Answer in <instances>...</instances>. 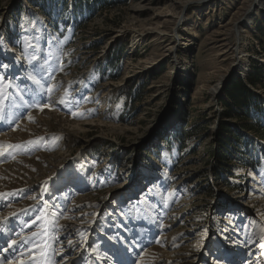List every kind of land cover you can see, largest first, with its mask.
<instances>
[{"label": "rangeland", "instance_id": "obj_1", "mask_svg": "<svg viewBox=\"0 0 264 264\" xmlns=\"http://www.w3.org/2000/svg\"><path fill=\"white\" fill-rule=\"evenodd\" d=\"M174 1L177 7L171 0H129L92 14L82 5L76 10L73 0H0V91L7 96L0 121L9 109L14 114L1 134L14 132L30 146L4 153L0 193L14 202L0 203V223L35 213L25 228L42 233L44 244L35 240L33 258L43 250L57 263L45 250L47 236L56 233L48 220L61 232L59 244H51L63 264L72 247L78 258L101 248L103 237L116 242V228L139 227L144 206L161 230L136 264H233L232 256L238 264H264V140L244 134L253 140L245 153L258 165L236 164L227 176L234 184L231 177L242 178L240 194L224 184L210 188L207 154L225 87L257 69L260 86L248 88L261 97L262 112L253 120L264 124V2L197 0L183 8ZM145 32L142 39L134 35ZM26 78L39 81L29 93L39 102L49 96L41 90L55 86L46 99L52 110L32 104L13 124L22 108L15 93L27 96ZM191 128L202 132L185 144L176 140ZM171 139L180 147L168 145ZM47 192L56 204L70 197L57 219ZM15 233L17 240L25 236Z\"/></svg>", "mask_w": 264, "mask_h": 264}, {"label": "bare ground", "instance_id": "obj_2", "mask_svg": "<svg viewBox=\"0 0 264 264\" xmlns=\"http://www.w3.org/2000/svg\"><path fill=\"white\" fill-rule=\"evenodd\" d=\"M261 1L264 2V0H257V2H259V3ZM171 2H172L171 5L174 6V7L177 5V2L174 1V0H171ZM195 2H197V0H180L179 4H180V6L183 5V8H185L186 5L191 4V3H195ZM261 5L262 4L260 3V6ZM251 7H253V5H251L248 8V10L246 11L248 16H249L248 17L249 19L251 18V14H252L251 13V9H252ZM26 22L29 23V20H26ZM149 30L157 31L155 33L158 34L159 36L160 35H165V29L164 30L149 29ZM28 32L29 31H27V33ZM144 34H147V32L142 33L141 35H138L137 33H134V35L137 38H139V39H142L145 36ZM239 45H240V43H239ZM169 50L170 49H168L167 51H169ZM244 53H245L244 51H238L237 52V57H240L239 55L240 54H244ZM40 54H42V53H40ZM240 58L243 59L242 57H240ZM241 59H240V61H241ZM244 64H245V60H242V62L239 63L238 68H240V67L243 68ZM35 67H37V66H35ZM47 70L49 71V69H47ZM26 80H28V78H26ZM220 88H221L220 84H218L215 87H213V89H212L213 95L215 93L216 94L219 93L220 90H221ZM41 92H43L45 94V90H41ZM15 94H16V97L19 98V102H20L22 108L25 110V108L28 106V104H26V102H28V99L31 100L33 96L29 95L28 99H26V98L21 99V94L20 93L17 92ZM11 99H13V98H11ZM15 106L16 105L14 104V107ZM17 106H18V104H17ZM9 111H10V109H9ZM8 112H7L6 117H3V121H0V144L5 146L2 149L3 154L0 155V164L2 163L4 158H8V160H9V155L8 154H4L5 152L8 151V148L6 147L7 145H9V144L19 145L20 147H13L12 148L13 150H15V153H18V149L20 151L21 147L23 148V152L24 151L26 152L27 148L30 147V146L27 145L28 142H24V145H23L22 144V142H23L22 140L23 139L21 140V138L14 132L7 133L5 135L1 134V132H2V130L4 128H8V126L10 124L9 120L14 118V116H13L14 114H12L13 112H11V113L10 112L8 113ZM20 113H21V110L19 112H17V115L15 117H19ZM36 115L37 114L34 115L35 118H37ZM19 128H21V127H19ZM20 140L22 142H20ZM16 161H24V160L20 158L19 160H15V162ZM9 165H7V166H9ZM1 169L2 168H0V170ZM81 172L82 173H80L81 174L80 175L81 176L80 177V182L82 181V178L84 177V173H83L84 171H81ZM57 176H59V175H57ZM62 176H63V174H62ZM0 177H3L2 174H0ZM80 182H79V184H80ZM64 185H66V184H64ZM64 185H63V183H61L60 187H64ZM45 196H47V197L52 199L51 206H50V208H52V209L51 210L49 209V211L52 213V218L51 219H53V218L57 219V218L61 217L60 216L61 212L64 210V207H65L66 203H63L62 205H61V203L60 204H56L55 203V199H53L54 195L52 193L49 194V192H47V193H45ZM5 197H8V196H5ZM2 200H3V196H0V203L2 202ZM63 200H68V198L67 197H63L62 201ZM46 205L49 206V203H47ZM142 207H143L144 212H143V214L141 216L140 224L137 225L139 227H136L135 229L130 230V229H127V228H123V226H122V227H120L118 229L117 228L115 229L119 233L118 237H119L120 240H117L115 242L116 246L114 248L110 247V245L108 243H104L103 246L100 245L101 248H98L97 251L96 250H94V251L90 250L91 253H88L87 249H84L82 251L83 253H82L81 257L76 258V257H74V256L77 255L75 253V248L72 247V249H70L69 252L71 254H73V257H69V255H67V257L65 256L66 259H64V263L63 264H77L79 262L78 260H80V259H84L85 258V260H86V255H88V256L92 255L94 257L91 260L92 264H99V263L100 264H132L133 263L132 262L133 261L132 258L135 256L136 251L138 250L139 246L143 247L145 245H148V243L152 239L153 235L156 234L157 231H158V225H159V223L157 224L158 221L150 216L147 208H145L144 206H142ZM0 217H1V215H0ZM27 219H31V216H29L28 218L25 217L23 219H21V217L20 218L16 217L14 220H12V223L11 222L9 223L7 221L0 223V239H1L0 242H3V240L6 241L5 243L2 244L3 248H5V252H7L9 254L15 253V257H13L11 259H7V260H2L3 261L2 263L6 262L5 264H55L54 259L52 260L51 257L46 258V254L43 252V250H42V252H40L38 254V256L36 258H33L32 253H34V248L33 247H34V244H35V240H37L41 244H44V241H42V238H41L42 233H36V234L32 235L31 233H29V229L25 228ZM54 224L56 225V222ZM73 224H74V222H73ZM6 226L8 227L7 230L6 229L5 230L2 229L3 227H6ZM126 226H128V225H126ZM52 229L53 228L51 226V230ZM105 229L110 230V228H105ZM15 231H22V234H25V236L22 239L17 240L18 237L17 238L14 237ZM130 234H134L135 236L134 237H129L128 235H130ZM104 239L105 240H109V237H103V240ZM130 239H134L131 244H129ZM51 241H52V239L48 242L47 245H49ZM71 250H73V253L71 252ZM64 251L67 252L68 250H64ZM40 254H41V258H40ZM83 255L85 257H83ZM125 256H126V258H124ZM14 258H17L18 260L14 259ZM136 261H138V257L136 258Z\"/></svg>", "mask_w": 264, "mask_h": 264}, {"label": "trees", "instance_id": "obj_3", "mask_svg": "<svg viewBox=\"0 0 264 264\" xmlns=\"http://www.w3.org/2000/svg\"><path fill=\"white\" fill-rule=\"evenodd\" d=\"M73 2L76 10L82 5L94 14L96 11H110L124 6L129 0L124 2H121V0H73ZM257 70L258 73L249 75L248 79L235 78L224 89L226 98L222 100L223 114L219 116L218 129L207 152L212 161L211 173L213 175L210 182L211 185H209L210 188L211 186L215 187L224 184L231 192L240 194L242 191V178L239 176L231 177L237 181V184H234L227 177L232 174V168L236 164H243L245 168L252 170L257 168L258 164L249 159L245 153L246 146L253 143V140L244 138V134H253L264 140V124L253 120L252 116L253 113L259 115L262 112L261 97L254 95L248 88V86L253 88L260 86L263 74L259 72L260 69ZM177 114L181 116L179 111ZM234 121H236L235 124H233ZM207 127L208 125L206 124L205 128ZM201 132L200 128L187 129L177 136L176 140H182L183 144H185L187 140L192 139ZM171 141L168 145L176 144L174 140L171 139ZM176 145L178 148L180 147V144ZM210 188L209 191L214 192V189Z\"/></svg>", "mask_w": 264, "mask_h": 264}, {"label": "snow or ice", "instance_id": "obj_4", "mask_svg": "<svg viewBox=\"0 0 264 264\" xmlns=\"http://www.w3.org/2000/svg\"><path fill=\"white\" fill-rule=\"evenodd\" d=\"M3 66H4L5 68L7 67V65H3ZM35 82H36L37 84H39V81H35ZM8 87H10V85H8V84H4V85H3V88H8ZM54 87H55V86H49V87H47V89H46L47 93L49 94V96H48L49 99H51V94H52L53 91H54ZM21 99H23V97H21ZM4 100H7V96L3 93V91H0V111H2V101H4ZM57 102H58V103H61V104H65V105L67 104V101H65V100H63V99H61V100H59V101H57ZM26 104H35L37 107H39V110H40V111H43L45 107L49 108V110H52L51 105H50L49 103H47V102H45V103L43 104V106H40L39 101L36 99V95H34L30 101L26 102ZM72 115L74 116L75 113H72ZM27 119H28L30 122H34L33 117L30 116V115L27 117ZM29 143H31V142H29ZM4 147H5L4 145L0 144V155L3 154L2 149H3ZM6 147H7L8 149H11V148H13V147H20V146H19V145H12V144H9V145H7ZM6 195H7V194L0 193V196H6ZM70 243H71V242H70ZM262 247H264V245H262Z\"/></svg>", "mask_w": 264, "mask_h": 264}]
</instances>
